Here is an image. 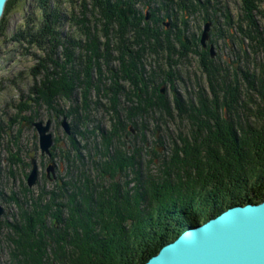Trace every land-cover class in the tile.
<instances>
[{"label": "trees", "instance_id": "1", "mask_svg": "<svg viewBox=\"0 0 264 264\" xmlns=\"http://www.w3.org/2000/svg\"><path fill=\"white\" fill-rule=\"evenodd\" d=\"M66 1L76 2L38 0L42 17L27 20L30 44L46 52L31 69L42 80L32 89L35 104L71 126L60 150L66 173L38 183L37 195L25 181L13 191L18 212L0 220L8 243L0 264H146L189 227L263 202L264 0H237L236 13L225 0H78L80 14L66 12ZM198 14L222 29L228 60L184 35ZM70 20L86 40L62 32ZM191 56H199L207 87L196 98L174 95L171 106L162 89L191 81L183 72ZM34 100L20 110L31 111ZM59 100L70 108H58ZM94 111L105 114L108 128ZM154 114L187 126L188 133L178 127L180 145L170 141L169 159L161 156L164 140L157 137L160 150L150 151L141 134L147 125L140 119ZM39 119L34 111L20 122ZM132 126L141 130L130 145ZM54 140L52 161L61 147ZM157 161L160 173L151 174Z\"/></svg>", "mask_w": 264, "mask_h": 264}, {"label": "rangeland", "instance_id": "2", "mask_svg": "<svg viewBox=\"0 0 264 264\" xmlns=\"http://www.w3.org/2000/svg\"><path fill=\"white\" fill-rule=\"evenodd\" d=\"M37 1L38 0H12L11 6L6 14L5 21L0 26V203L5 208V214L2 218H0L2 221L12 220L14 217L13 215L18 212L16 204L10 203L11 201L9 198L13 195V191L16 193L19 192L23 181L27 183L28 176L26 177L25 175L29 174L31 171V158L29 157V153L36 151L35 157L38 161L40 169L38 182L33 187V191L36 195L39 192L38 183H43L44 179L47 178V159L49 157L48 155H44V157L42 156L43 154L41 153L39 147V135L37 131L32 127L22 126L23 124L20 122L21 116L28 115L31 112L34 113V111H36L40 115L39 120L44 122L49 118L54 120L51 126V133L53 134L54 139L56 137L58 138L56 143L61 146L59 149L57 148V152L55 151L57 176L62 173H66L65 163H62V158L60 157V150L68 148V138L66 132L61 125V121L59 122L55 115L47 112V109H45L42 105L38 106L35 104L36 102L34 99L36 97L32 94V89H34L35 84L39 83V85H41L42 80H35L31 74V69L36 66L41 57L46 55L45 51L39 49L34 44H30L28 38L29 34L27 33V20L30 19V21H33L35 18L36 23V18L42 17V12L37 7ZM66 2V9L68 10L66 12L68 13L76 12V14H80L82 13L81 10L85 9V7H82V3H79L78 0H76V2L73 1L72 3H68V1ZM225 2L229 4L230 8L233 9L235 13L238 11L237 0H225ZM29 25L33 27L34 24L29 23ZM204 26L202 15L200 16V14H198L195 18L191 19L190 32L184 33V35L186 34L188 38L193 36L196 39L201 40ZM63 28V33H69V35L78 39V41H84L87 39L84 35L79 34L76 25L73 24L72 20L65 21ZM178 29H183L181 23H179ZM218 34H222V29L221 31H218V29L211 27L210 40L208 44H214L215 46L214 57L217 56V58L220 59H223L222 57H224V60H228L229 56L233 54V52H231L229 46L227 47L224 45V41L222 39L218 38ZM213 38L217 40L215 43L211 42ZM62 52L63 51L60 48L59 54H61V56ZM259 56L260 58L264 57L263 53L259 54ZM191 58L193 61L189 65L190 67L183 68L184 75L191 81H187L185 84L180 82L178 85L176 84V88H172L171 84L163 87L166 88L171 106L174 105V95L180 96L185 100L192 97L196 98L200 87H207L206 77L204 76L201 68H199V56H191ZM187 72L190 73L191 79L187 77ZM43 73L44 72H42V74ZM40 77H42V75ZM205 90L206 92L208 91L207 89ZM30 98L34 100V103L31 104L33 105L31 111L25 112L23 110L24 112H22L20 108H23ZM256 99H258L257 96ZM57 105L60 109L68 110L70 108V103L64 100H59ZM94 113L98 118L99 123H101V125L105 128H108L109 122H106L105 114L101 111H94ZM13 119L16 121H13ZM178 119L179 118L176 116L171 120L168 119V117H162V115L159 116L155 114L153 116L149 115L140 119V121H144L147 125L146 130L141 134L146 136L148 140L147 145H150V151L153 150V148L160 150L158 146L159 142H156L158 137V141L160 139L164 140L167 146L165 147V150L161 149V156L168 159L170 158L172 155V146L170 141L174 140L176 141V144H181V142L177 140L179 135L178 127L179 125H182L179 122L180 119ZM69 120L74 122L73 118H70ZM157 124H159V127H156ZM183 124L185 123L183 122ZM138 125H141V123L138 122ZM78 126H80L78 127L79 129H83L82 124H78ZM133 127L134 126L130 129L133 134L130 135L129 140L127 139V143L129 142L128 144L130 145L132 140L138 142L133 136H137L138 130H141V127L138 129H134ZM156 128H159L157 133L155 131ZM186 129L187 126H185L183 130L187 131L188 129ZM17 136L18 138H15ZM187 136L189 138V135ZM12 154H14V157H12ZM11 159L15 161L14 165L11 164ZM147 159L148 155H145V160ZM27 163L30 164L29 167L27 165L25 166ZM160 165V161L152 164L149 168L150 173H160ZM51 182L52 181H50V183ZM50 183H48L49 186ZM0 235V261L6 262L8 260V243L4 240L6 230L0 228Z\"/></svg>", "mask_w": 264, "mask_h": 264}, {"label": "water", "instance_id": "3", "mask_svg": "<svg viewBox=\"0 0 264 264\" xmlns=\"http://www.w3.org/2000/svg\"><path fill=\"white\" fill-rule=\"evenodd\" d=\"M8 0H0V21ZM150 15H147L149 18ZM212 22H207L201 37L203 47H208ZM209 51L215 56V46ZM165 90L164 88L162 89ZM39 135V147L43 155L51 156L55 140L51 133V121H29ZM67 134L71 126L67 117L62 120ZM36 151L30 153L31 171L27 185L33 188L39 179ZM52 161L48 172H53ZM5 208L0 203V218ZM146 264H264V201L231 206L218 216L186 229L177 239L163 246Z\"/></svg>", "mask_w": 264, "mask_h": 264}, {"label": "flooded vegetation", "instance_id": "4", "mask_svg": "<svg viewBox=\"0 0 264 264\" xmlns=\"http://www.w3.org/2000/svg\"><path fill=\"white\" fill-rule=\"evenodd\" d=\"M210 45L208 44V47H209ZM48 120H50L51 121V126H52V124H53V122H54V120L52 119V118H49ZM47 120V121H48ZM42 121V120H41ZM46 122V121H45ZM28 123V122H27ZM24 124V125H22V126H29L28 124ZM61 125H62V122H61ZM29 127H31V126H29ZM32 128H34V127H32ZM35 129V128H34ZM36 130V129H35ZM43 157H44V155H42ZM52 162V159H51V157H49L48 159H47V171H46V175H47V177L48 178H52V177H54V178H57V166L54 168V170H53V172H48V167H49V165H50V163Z\"/></svg>", "mask_w": 264, "mask_h": 264}, {"label": "bare ground", "instance_id": "5", "mask_svg": "<svg viewBox=\"0 0 264 264\" xmlns=\"http://www.w3.org/2000/svg\"><path fill=\"white\" fill-rule=\"evenodd\" d=\"M105 142V141H104ZM165 162V161H164ZM34 211V210H33ZM44 212V211H43Z\"/></svg>", "mask_w": 264, "mask_h": 264}]
</instances>
